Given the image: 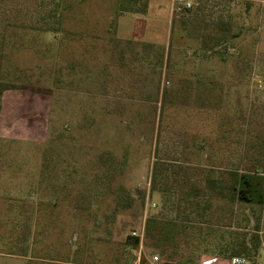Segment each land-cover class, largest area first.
Returning <instances> with one entry per match:
<instances>
[{
	"label": "rangeland",
	"instance_id": "1",
	"mask_svg": "<svg viewBox=\"0 0 264 264\" xmlns=\"http://www.w3.org/2000/svg\"><path fill=\"white\" fill-rule=\"evenodd\" d=\"M173 5L0 0V264L229 258L244 239L264 264V205L205 181L264 168V8ZM221 19L241 36L214 48Z\"/></svg>",
	"mask_w": 264,
	"mask_h": 264
},
{
	"label": "trees",
	"instance_id": "2",
	"mask_svg": "<svg viewBox=\"0 0 264 264\" xmlns=\"http://www.w3.org/2000/svg\"><path fill=\"white\" fill-rule=\"evenodd\" d=\"M127 1L130 5L129 8H122L121 11L131 13L137 12V10L132 7L136 4L137 0ZM209 1L210 0H199L198 2H195L189 13L193 11L197 17L196 20H199L200 22V20L204 18L201 22L205 23V17L208 15L205 14L208 12ZM145 10L146 9H144L141 13H144ZM215 25V29L222 31L223 36L219 39H215L214 48L227 47L241 36V31H237L235 33L231 32L233 24L230 20L221 19ZM216 173L218 174L217 176H215ZM205 181L211 196H217L220 199L227 200L232 205L235 203L264 205V168L262 167H255V169L251 171H243L239 169L238 166L229 168L225 171L217 172L215 170H210L205 175ZM191 191L192 194H187V196L192 199L191 205L199 207L198 197L201 193L200 188L194 184ZM151 222L152 221L150 219L146 221L147 232H145V235H148L149 233ZM130 239L134 241L135 245H139L138 238L131 237ZM249 252V245L244 239L240 243L239 249L236 251L235 255L241 256V254H249Z\"/></svg>",
	"mask_w": 264,
	"mask_h": 264
},
{
	"label": "built area",
	"instance_id": "3",
	"mask_svg": "<svg viewBox=\"0 0 264 264\" xmlns=\"http://www.w3.org/2000/svg\"><path fill=\"white\" fill-rule=\"evenodd\" d=\"M194 2L192 0H174L173 12L177 18L186 17L187 13L193 8ZM133 238H138L139 243L142 244L145 239V227L138 231H133L131 234ZM264 250V243L262 245ZM160 256L154 255L148 259L138 258L135 264H160ZM218 260L213 259L208 261L207 264H217ZM227 264H250L249 260L244 256H231L227 259Z\"/></svg>",
	"mask_w": 264,
	"mask_h": 264
},
{
	"label": "crops",
	"instance_id": "4",
	"mask_svg": "<svg viewBox=\"0 0 264 264\" xmlns=\"http://www.w3.org/2000/svg\"><path fill=\"white\" fill-rule=\"evenodd\" d=\"M251 1H254L256 3L257 2L261 3L263 8H264V0H251ZM196 2H198V0ZM213 259L218 260L217 264H227L228 258L222 257L220 255H214V256H202V255H200L196 259H193V260H183V261H179V262L178 261L165 260L162 262V264H207L208 261L213 260Z\"/></svg>",
	"mask_w": 264,
	"mask_h": 264
}]
</instances>
